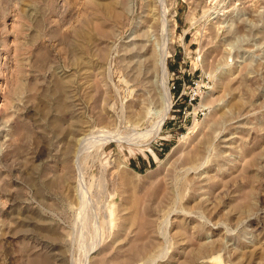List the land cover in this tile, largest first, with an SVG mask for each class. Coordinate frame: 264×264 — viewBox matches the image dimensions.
<instances>
[{
    "label": "rangeland",
    "instance_id": "1",
    "mask_svg": "<svg viewBox=\"0 0 264 264\" xmlns=\"http://www.w3.org/2000/svg\"><path fill=\"white\" fill-rule=\"evenodd\" d=\"M244 1L0 0V264H264Z\"/></svg>",
    "mask_w": 264,
    "mask_h": 264
},
{
    "label": "bare ground",
    "instance_id": "2",
    "mask_svg": "<svg viewBox=\"0 0 264 264\" xmlns=\"http://www.w3.org/2000/svg\"><path fill=\"white\" fill-rule=\"evenodd\" d=\"M246 1V0H245ZM244 1V2H245ZM250 2H251V0H250ZM255 2V1H254ZM257 2V1H256ZM253 3V2H252ZM218 16V15H217ZM216 18V17H215ZM223 26V25H222ZM220 29V28H219ZM158 51V50H157ZM159 59H157V60H159V65L161 66V67H163V65H164V58H165V56H164V54L163 55H161L160 57H158ZM170 97V96H169ZM169 97H166L165 98V104H167V103H169ZM164 100V99H163ZM171 101V100H170ZM170 105V104H169ZM169 112H170V107L168 106V107H166L165 108V110L163 109V115H162V117H161V119L158 121V124H157V129L160 131L161 129H162V127H163V125H164V122H165V120L167 119V116H168V114H169ZM120 133V132H119ZM109 135H110V133H109ZM109 135H107V136H109ZM141 136H143V135H141ZM113 137V136H112ZM98 138V137H97ZM99 138H101V137H99ZM115 138V140L116 139H119V140H121L122 138L118 135V136H115L114 137ZM97 140V139H96ZM111 139H109V141H110ZM91 141V140H90ZM89 141V142H90ZM108 141V140H107ZM117 141V140H116ZM88 142V143H89ZM82 190V189H81ZM82 193V192H81ZM84 194H85V192H84ZM86 264H88L87 262H86Z\"/></svg>",
    "mask_w": 264,
    "mask_h": 264
},
{
    "label": "built area",
    "instance_id": "3",
    "mask_svg": "<svg viewBox=\"0 0 264 264\" xmlns=\"http://www.w3.org/2000/svg\"><path fill=\"white\" fill-rule=\"evenodd\" d=\"M189 101L193 102L200 95V84L198 82H194V85L190 86L188 92H186Z\"/></svg>",
    "mask_w": 264,
    "mask_h": 264
}]
</instances>
